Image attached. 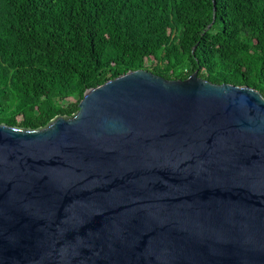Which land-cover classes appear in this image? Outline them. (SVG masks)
<instances>
[{"label": "water", "instance_id": "1", "mask_svg": "<svg viewBox=\"0 0 264 264\" xmlns=\"http://www.w3.org/2000/svg\"><path fill=\"white\" fill-rule=\"evenodd\" d=\"M0 264H264V98L138 70L0 124Z\"/></svg>", "mask_w": 264, "mask_h": 264}, {"label": "trees", "instance_id": "2", "mask_svg": "<svg viewBox=\"0 0 264 264\" xmlns=\"http://www.w3.org/2000/svg\"><path fill=\"white\" fill-rule=\"evenodd\" d=\"M138 70L264 98V0H0V124L41 129Z\"/></svg>", "mask_w": 264, "mask_h": 264}, {"label": "rangeland", "instance_id": "3", "mask_svg": "<svg viewBox=\"0 0 264 264\" xmlns=\"http://www.w3.org/2000/svg\"><path fill=\"white\" fill-rule=\"evenodd\" d=\"M7 117H9V116H7ZM1 121H2V123H5V122H7V121H9L7 118H1ZM6 124V123H5Z\"/></svg>", "mask_w": 264, "mask_h": 264}]
</instances>
